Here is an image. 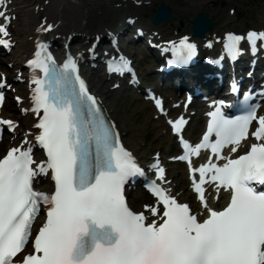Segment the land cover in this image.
Here are the masks:
<instances>
[{
	"label": "snow or ice",
	"instance_id": "obj_1",
	"mask_svg": "<svg viewBox=\"0 0 264 264\" xmlns=\"http://www.w3.org/2000/svg\"><path fill=\"white\" fill-rule=\"evenodd\" d=\"M0 9H4L0 10L4 21L0 23V45L10 47L8 27L13 17L3 0ZM53 27L47 23L37 31ZM246 36L253 49L258 40L264 41V31L249 30ZM242 39L226 34L230 57L239 54ZM168 43L173 44L174 53L182 54L180 63L196 52L187 37H181L179 45ZM26 64L43 73L30 81V86L35 85L30 95L32 111L37 114L34 138L47 158L33 167L32 141L27 136L21 141L27 147H10L0 157V264H264V191L252 185L253 181L264 185V114H258L259 104L229 117L220 108L224 102H214L201 141L193 146L180 136L184 154L178 159L189 161L190 173H199V180L193 176L191 186L200 212H193L156 181L147 185L154 203H145L146 211H134L124 186L131 178L144 175V169L89 91L76 59L69 54L57 64L38 42ZM249 95L245 93L246 98ZM3 100L0 92V103ZM155 104L163 111L160 99ZM253 122L256 127L251 136L261 142L252 143L235 158L223 157L226 145L231 146V153L237 152ZM168 123L173 133H180L184 120L180 117ZM0 125H8L11 131L16 122L0 120ZM213 133L215 140L210 139ZM202 148L226 162L213 163L209 157V163L192 167L190 156ZM150 168L166 182L159 160ZM48 173L54 190H35L33 178ZM206 182L214 184L217 199L222 189L229 194L225 206H211ZM42 205L46 215L33 234Z\"/></svg>",
	"mask_w": 264,
	"mask_h": 264
},
{
	"label": "bare ground",
	"instance_id": "obj_2",
	"mask_svg": "<svg viewBox=\"0 0 264 264\" xmlns=\"http://www.w3.org/2000/svg\"><path fill=\"white\" fill-rule=\"evenodd\" d=\"M116 1L121 4V7H115L112 4V2ZM211 1L182 0V4L178 5L176 0H152L149 5L142 6L134 11L140 15L146 14L149 17L153 12L152 9L156 2H165L169 4L173 14L184 16L182 28L188 31L189 26L186 18H191L194 13L200 10L214 11L215 8L211 7L208 3ZM126 2L128 0H50L48 4L44 5L43 0H15L13 7L16 8L18 17L17 28L14 31L17 41L11 61L20 62L22 52L30 48V41L27 37L32 34L33 27L40 16H45L47 20L53 22H60L56 24L51 34L56 33L61 35L73 31L76 33L73 43L83 45V42L89 39L91 34H99L102 32L104 26L110 27L113 20L117 21L123 13L134 9L130 4L125 5ZM37 5L42 6L43 9H35ZM216 9L218 12L215 16L210 14L216 22L213 30H217L220 25L228 30L230 29L229 27H236L242 24V22L235 23L234 16L228 15L227 11L225 14L220 8ZM175 21L176 19L171 22V25H175ZM166 34L168 38L172 37L170 33ZM87 76L90 86L98 93L107 112L115 120L123 142L133 150L138 159L147 161L149 151L142 147L139 140L132 134V127L128 123V116L123 113L120 99L115 96L116 90L109 89V82L105 79L100 69L96 68L88 71ZM197 124L198 120L195 121L191 130H194ZM169 146H172V142L169 143ZM137 196V192H131L129 194V204L138 210L141 207V203L136 200ZM180 196L182 198V194Z\"/></svg>",
	"mask_w": 264,
	"mask_h": 264
},
{
	"label": "rangeland",
	"instance_id": "obj_3",
	"mask_svg": "<svg viewBox=\"0 0 264 264\" xmlns=\"http://www.w3.org/2000/svg\"><path fill=\"white\" fill-rule=\"evenodd\" d=\"M181 1L176 0L178 5L182 4ZM219 3L217 7L223 11L227 4L235 5L238 11L242 13V18L248 22L264 17V0H219ZM261 19L264 20V18ZM147 71L148 69L144 70V75H147ZM115 96L120 99L123 113L128 116L132 134L139 141L144 142L145 148L152 150L160 145L163 140H168L167 137L162 136L159 122L151 118V110L147 103L143 102L138 95L124 88L117 90ZM171 174L173 175L174 172L172 171Z\"/></svg>",
	"mask_w": 264,
	"mask_h": 264
},
{
	"label": "water",
	"instance_id": "obj_4",
	"mask_svg": "<svg viewBox=\"0 0 264 264\" xmlns=\"http://www.w3.org/2000/svg\"><path fill=\"white\" fill-rule=\"evenodd\" d=\"M168 15H169L168 13H164V14L162 15V17H166V18H167ZM193 22L197 23L198 21H196V19H194Z\"/></svg>",
	"mask_w": 264,
	"mask_h": 264
}]
</instances>
